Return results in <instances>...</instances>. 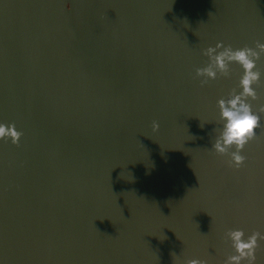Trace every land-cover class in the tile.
Wrapping results in <instances>:
<instances>
[{"label":"water","instance_id":"obj_1","mask_svg":"<svg viewBox=\"0 0 264 264\" xmlns=\"http://www.w3.org/2000/svg\"><path fill=\"white\" fill-rule=\"evenodd\" d=\"M257 40L264 0H0V264H222L264 232V132L239 170L211 148L242 70L193 79Z\"/></svg>","mask_w":264,"mask_h":264},{"label":"clouds","instance_id":"obj_2","mask_svg":"<svg viewBox=\"0 0 264 264\" xmlns=\"http://www.w3.org/2000/svg\"><path fill=\"white\" fill-rule=\"evenodd\" d=\"M202 54L208 58L203 67H196L193 79L204 87L220 78H231L232 65H239L241 74L238 83L232 87L226 96L217 100L219 109L218 123L222 125L214 129L218 134L211 145L219 156H227V166L239 170L247 159L242 154L247 144L257 139L259 129L264 132L261 117L264 115V96L257 89L264 83V70L258 66V61L264 57V42L255 41L254 47L244 45L233 48L231 44L217 41L215 46L209 45L202 49ZM255 102V103H254ZM152 130L158 131L160 124L152 121ZM201 127L204 123H201ZM23 132L17 130L15 123H0V140L19 146ZM223 239L230 241L232 254H229L222 264H257V250L264 241V232L254 230L246 234L243 228H229ZM173 264H209L207 259L181 260L175 252L172 254Z\"/></svg>","mask_w":264,"mask_h":264}]
</instances>
